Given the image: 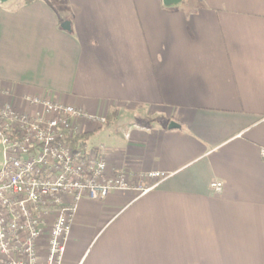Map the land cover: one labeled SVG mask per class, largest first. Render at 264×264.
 <instances>
[{"label": "crops", "instance_id": "crops-1", "mask_svg": "<svg viewBox=\"0 0 264 264\" xmlns=\"http://www.w3.org/2000/svg\"><path fill=\"white\" fill-rule=\"evenodd\" d=\"M43 95L105 117L76 145L152 187L82 199L62 264H264V0L0 5V105Z\"/></svg>", "mask_w": 264, "mask_h": 264}, {"label": "built area", "instance_id": "built-area-1", "mask_svg": "<svg viewBox=\"0 0 264 264\" xmlns=\"http://www.w3.org/2000/svg\"><path fill=\"white\" fill-rule=\"evenodd\" d=\"M26 102L33 112L0 105V264H62L82 199L99 201L113 192L145 193L152 187L134 186L128 171L111 169L101 155L69 145L81 136L80 120L104 126L105 117L85 114L49 95ZM259 155L264 160V147ZM164 178L154 172L139 181ZM210 188L219 193L222 184L213 182ZM43 239L46 251L41 255Z\"/></svg>", "mask_w": 264, "mask_h": 264}, {"label": "water", "instance_id": "water-1", "mask_svg": "<svg viewBox=\"0 0 264 264\" xmlns=\"http://www.w3.org/2000/svg\"><path fill=\"white\" fill-rule=\"evenodd\" d=\"M12 0H0V5H5L7 3H9ZM181 0H162L163 4L165 6H172V5H177L178 3H180ZM61 29L64 31L69 32L70 28H69V23L65 22L61 25ZM180 127L174 123V122H170L169 125L167 126L168 130H173V129H179Z\"/></svg>", "mask_w": 264, "mask_h": 264}, {"label": "rangeland", "instance_id": "rangeland-1", "mask_svg": "<svg viewBox=\"0 0 264 264\" xmlns=\"http://www.w3.org/2000/svg\"><path fill=\"white\" fill-rule=\"evenodd\" d=\"M20 0H12L11 2H19ZM4 162V154H3V148L0 144V169L2 168Z\"/></svg>", "mask_w": 264, "mask_h": 264}, {"label": "trees", "instance_id": "trees-1", "mask_svg": "<svg viewBox=\"0 0 264 264\" xmlns=\"http://www.w3.org/2000/svg\"><path fill=\"white\" fill-rule=\"evenodd\" d=\"M29 2V0H25V3H28ZM81 136H84V135H81ZM80 136V137H81ZM79 137V138H80ZM76 143H77V140H72V141H70V143H69V145L71 146V147H74V146H76Z\"/></svg>", "mask_w": 264, "mask_h": 264}]
</instances>
